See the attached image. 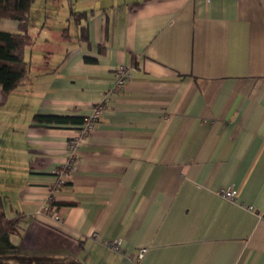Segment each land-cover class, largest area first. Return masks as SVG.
Instances as JSON below:
<instances>
[{
  "label": "crops",
  "instance_id": "0c3cea01",
  "mask_svg": "<svg viewBox=\"0 0 264 264\" xmlns=\"http://www.w3.org/2000/svg\"><path fill=\"white\" fill-rule=\"evenodd\" d=\"M54 3L29 27L28 78L0 87V195L23 215L0 258L133 264L146 248L140 264H264V0ZM99 103L67 167L80 125L32 117Z\"/></svg>",
  "mask_w": 264,
  "mask_h": 264
},
{
  "label": "trees",
  "instance_id": "16d2710c",
  "mask_svg": "<svg viewBox=\"0 0 264 264\" xmlns=\"http://www.w3.org/2000/svg\"><path fill=\"white\" fill-rule=\"evenodd\" d=\"M34 2L35 0H0V22L11 20L18 23L16 32L0 30V87L5 95L16 91L31 71V65L25 60V54L27 48L35 41L29 33L31 8ZM32 120L35 123H74L81 127L85 118L36 114ZM6 202V197L0 195V238L17 231L23 221V215L19 212L13 217L7 215L4 211ZM16 258L12 263L0 258V264H58L30 261V258L21 256ZM73 262L79 264L78 261Z\"/></svg>",
  "mask_w": 264,
  "mask_h": 264
},
{
  "label": "built area",
  "instance_id": "2783aa9c",
  "mask_svg": "<svg viewBox=\"0 0 264 264\" xmlns=\"http://www.w3.org/2000/svg\"><path fill=\"white\" fill-rule=\"evenodd\" d=\"M201 1H209V0H201ZM130 74L128 72V68L124 65H121L117 67V74H116V82H115V88L119 89L124 87L126 81L128 80ZM105 110L104 103H99L95 106L90 116L85 118L84 124L80 127L77 134L69 139L67 143V149L69 152V159L67 162V167H70L72 161L75 159L77 155V148L80 144V142L87 137L91 132L94 131L96 124L98 120L101 118L102 113ZM66 172V171H65ZM65 174V173H64ZM64 183V180H59V184ZM219 195L224 198L225 200L229 202L235 201V194L234 189L232 187H224L219 190ZM106 246L108 249L119 251L122 249L121 247V241L120 240H114V241H107ZM147 252L146 248H141L138 250V252L131 256L133 260V264H140L141 260L145 256Z\"/></svg>",
  "mask_w": 264,
  "mask_h": 264
},
{
  "label": "rangeland",
  "instance_id": "374dc122",
  "mask_svg": "<svg viewBox=\"0 0 264 264\" xmlns=\"http://www.w3.org/2000/svg\"><path fill=\"white\" fill-rule=\"evenodd\" d=\"M46 2L53 7L54 0H35L34 8L31 13L30 18V29L33 34H35L36 30L39 28L40 20L43 15V6L46 5ZM71 28H74L73 23L71 24Z\"/></svg>",
  "mask_w": 264,
  "mask_h": 264
}]
</instances>
